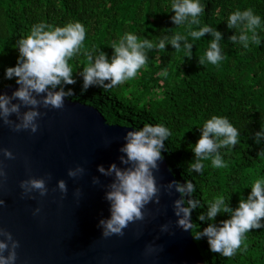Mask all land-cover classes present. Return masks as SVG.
Here are the masks:
<instances>
[{
	"label": "clouds",
	"instance_id": "obj_1",
	"mask_svg": "<svg viewBox=\"0 0 264 264\" xmlns=\"http://www.w3.org/2000/svg\"><path fill=\"white\" fill-rule=\"evenodd\" d=\"M205 11L206 5L201 0H171L169 12H174V15L170 19L175 27L166 29L187 26L186 33L173 31L171 35H163L154 40L128 31L120 35L117 41L107 44L113 49L111 57L101 46L86 48L87 28L78 20L69 21L63 26H53L47 22L32 25L30 32L16 42L19 51L17 64L5 69L4 78L15 79L19 87L11 95L0 94V120L15 132L30 130L35 134L40 126L39 119L46 114L41 108L63 109L66 98L76 94L73 88L66 86L77 83L75 66L70 61L81 55L87 58L82 70L76 73L83 80L81 92H87L94 86L111 90L136 79L148 63V53L154 49L167 53V45H172L176 52L182 51L184 57L191 58L193 46L206 34H210L211 39L203 55L198 57V63L203 66H219L226 59L221 45L224 34L216 27L202 23L201 17ZM226 21L229 29L236 30L228 38L232 44L250 50L253 45L260 47L264 43L260 35L264 32V17L253 8H237L229 13ZM0 54H6L5 49H0ZM171 136V129L163 123L144 124L138 130H129L120 148L119 161L123 167L115 162L107 168L103 164L98 166L100 173L112 178L105 192L110 216L100 219L98 224L102 236H124L130 223L145 219L144 209L147 205L160 203L163 186L158 184L155 172L159 170V162L166 150L165 141ZM240 137V130L227 116H211L200 126L198 140L189 144L194 159L188 162L187 173L203 175L209 167L205 163L207 161H210L212 169L227 168L221 150L230 152L240 142ZM255 141L257 144L264 142V123L255 133ZM0 151L5 159L16 158V154L9 148ZM261 154H264V150L260 151ZM84 172V166L77 165L68 170V176L77 178ZM0 177L7 179L6 168L0 167ZM49 179L50 173L47 178L30 176L21 180L22 195L32 199H35V193L41 197L46 196L49 192ZM92 183L99 184L100 178L93 177ZM166 187L168 191L174 189L180 194L173 202L176 225L183 231L191 230L196 241L206 238L212 253L233 258L238 252L247 251L244 241L252 229L264 228V177L245 186L251 188L246 198L243 192L233 191L240 193L235 208L231 205L232 194H213L210 199L205 198L206 203H202L194 195L197 184L193 179H185V182L173 180ZM57 188L67 195L66 180L60 179ZM81 192L80 188L76 189L77 195ZM5 205L6 200L0 198V206ZM204 208L206 211L198 214V221L210 223L201 228L200 223L193 222L192 214L193 210ZM40 211L36 207L33 214H39ZM224 214H228V218L217 223V216ZM160 227L162 232L168 233V223ZM19 248L20 241L13 232L7 227H0V264H17ZM156 248L155 244H149L147 252L152 253ZM198 250L203 264H206L199 247Z\"/></svg>",
	"mask_w": 264,
	"mask_h": 264
},
{
	"label": "trees",
	"instance_id": "obj_2",
	"mask_svg": "<svg viewBox=\"0 0 264 264\" xmlns=\"http://www.w3.org/2000/svg\"><path fill=\"white\" fill-rule=\"evenodd\" d=\"M206 11L202 23L216 27L224 34L221 41L226 59L219 65L203 66L198 57L203 55L211 39L210 34L193 46V56L184 57L167 45V53L154 49L148 53V63L136 79L111 90L91 87L81 92L82 70L87 58L81 55L70 61L74 64L75 101L97 108L110 124L141 128L144 124L163 123L172 131L165 141L163 158L180 182L193 179L197 184L196 198L202 203L213 194H232L231 205L238 206L240 193L245 198L251 192L255 179L264 177V142L257 144L255 133L264 123V43L253 45L250 50L234 45L229 37L235 29L227 27V16L237 8H253L264 17V0H201ZM171 0H0V88L15 79L4 78L5 69L17 64L19 56L16 42L26 36L32 25L47 22L63 26L69 21L82 22L88 32L85 46L88 49L101 46L111 57L113 49L107 45L117 41L128 31L141 37L159 39L173 31L186 33L187 26L174 28L170 17ZM195 27V26H194ZM264 38V32L260 33ZM166 73V75H165ZM213 115L227 116L240 130V142L230 152L221 150L228 164L224 169L209 167L203 175L187 173L188 162L194 159L190 147L200 136V126ZM183 173V175H182ZM204 209L193 210L194 223L206 227L210 222L198 221ZM228 214L218 215L217 223ZM195 240V239H194ZM196 241V240H195ZM206 264H264V228L252 229L244 243L247 251L226 258L209 251L206 238L196 241Z\"/></svg>",
	"mask_w": 264,
	"mask_h": 264
},
{
	"label": "water",
	"instance_id": "obj_3",
	"mask_svg": "<svg viewBox=\"0 0 264 264\" xmlns=\"http://www.w3.org/2000/svg\"><path fill=\"white\" fill-rule=\"evenodd\" d=\"M18 87L11 83L0 88V94L11 95ZM41 111L46 114L35 134L15 132L0 120V150L9 148L16 154L15 159H5L0 151V167L7 170V179L0 177V198L6 200L0 206V227L20 241L17 264H203L191 230L176 225L173 202L180 194L167 190V183L177 179L164 158L155 172L163 186L160 203L147 205L145 219L130 223L124 236H102L98 224L110 216L105 192L112 178L98 166L120 165L124 136L137 128L110 124L97 108L71 98L63 109ZM77 165L84 166V174L69 177L68 170ZM49 173L46 196L22 195L21 180L47 178ZM93 177L100 183L93 184ZM60 179L67 181V195L57 188ZM36 207L41 211L34 215ZM165 223L168 233L161 231ZM149 244H155L156 251L148 253Z\"/></svg>",
	"mask_w": 264,
	"mask_h": 264
}]
</instances>
